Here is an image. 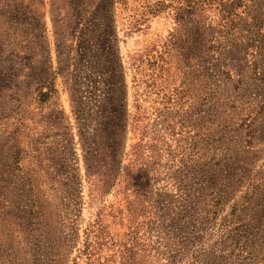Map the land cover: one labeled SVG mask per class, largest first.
<instances>
[{
	"label": "rangeland",
	"instance_id": "obj_1",
	"mask_svg": "<svg viewBox=\"0 0 264 264\" xmlns=\"http://www.w3.org/2000/svg\"><path fill=\"white\" fill-rule=\"evenodd\" d=\"M155 200L177 264L264 241V0H0V264L94 222L107 264Z\"/></svg>",
	"mask_w": 264,
	"mask_h": 264
},
{
	"label": "trees",
	"instance_id": "obj_2",
	"mask_svg": "<svg viewBox=\"0 0 264 264\" xmlns=\"http://www.w3.org/2000/svg\"><path fill=\"white\" fill-rule=\"evenodd\" d=\"M112 163L115 164L111 168L113 183L121 177L122 162L117 164L114 159ZM133 179H135L134 176ZM133 188H135L134 193L137 196H142L137 189L139 185H133ZM150 206L151 210L143 217L142 222L130 230L127 240L121 241L119 244L113 243V246H118L114 250L118 257L107 260V264H177L174 257H178V251H185L187 239L176 235H170V238L165 239L161 232L155 234L156 231L153 230L152 225L154 217L156 218L158 214V203L156 200L152 201ZM98 224V222L89 223L84 230L83 243L78 249L77 257L86 255L87 264H95L94 257L98 248L114 241ZM154 236L157 238L156 241ZM182 264H185V259ZM188 264H264V241L252 246L247 242L244 244L237 242L232 250L227 251V248H223L219 253L216 251L204 252V257L196 256Z\"/></svg>",
	"mask_w": 264,
	"mask_h": 264
}]
</instances>
